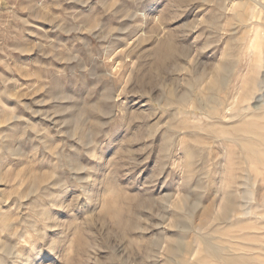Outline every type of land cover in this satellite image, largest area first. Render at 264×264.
I'll list each match as a JSON object with an SVG mask.
<instances>
[{"label": "rangeland", "instance_id": "rangeland-1", "mask_svg": "<svg viewBox=\"0 0 264 264\" xmlns=\"http://www.w3.org/2000/svg\"><path fill=\"white\" fill-rule=\"evenodd\" d=\"M254 1L0 0V264H264Z\"/></svg>", "mask_w": 264, "mask_h": 264}, {"label": "bare ground", "instance_id": "bare-ground-1", "mask_svg": "<svg viewBox=\"0 0 264 264\" xmlns=\"http://www.w3.org/2000/svg\"><path fill=\"white\" fill-rule=\"evenodd\" d=\"M255 2V1H254ZM262 3L256 1L255 2V6L253 7V9L250 10V17L248 18L249 20H251L252 18L256 19L258 17V14L260 13L261 9H263L264 7H262L261 5ZM243 8V7H242ZM250 8V7H249ZM231 10V9H230ZM245 12V11H244ZM262 15V14H261ZM246 16V15H245ZM242 16V17H245ZM248 16V14H247ZM237 18V17H236ZM258 20V18H257ZM247 21V20H246ZM253 21V19H252ZM261 23V22H260ZM255 25V24H254ZM257 25V24H256ZM260 25V24H259ZM249 26V25H248ZM261 27V25H260ZM262 27L264 28V23L262 24ZM261 27V28H262ZM251 28V27H250ZM253 35L254 39L252 42V50L255 51L257 49V40L260 38V30L258 25L253 27ZM252 39V38H251ZM250 46V45H249ZM261 48V46H260ZM261 54H262V64H253L252 68H251V72L253 73V77H250L247 79V81L245 82V92L243 94H241V97L247 98L248 95H250L254 90L259 91L261 90V88H263L262 86L264 85V45L263 48H261ZM251 51V50H250ZM228 60V59H227ZM261 62V61H260ZM224 64V63H223ZM222 64V65H223ZM251 66V65H250ZM195 69V68H194ZM196 70V69H195ZM197 72V71H196ZM250 72V71H249ZM248 73V72H247ZM210 74L214 75L213 70L211 69ZM260 75L259 78V82L256 80V75ZM197 75V74H196ZM194 77V76H193ZM225 77V76H224ZM249 77V76H248ZM218 78V76H217ZM199 79H197L196 77V81H198ZM243 80V79H242ZM241 80V81H242ZM245 81V80H244ZM212 82V80L210 81ZM244 83V82H242ZM202 84V83H201ZM231 84V83H230ZM243 85V84H241ZM259 87V88H258ZM243 88V87H242ZM241 88V89H242ZM240 89V90H241ZM237 90V89H236ZM256 93V92H254ZM239 94V93H238ZM232 95V94H231ZM236 95V94H235ZM232 96V101L231 103L228 105V107L225 109V113L226 115H230V117L235 118L234 122H238L237 125L234 126V130L236 131H242L245 132L249 135V137L245 136V139L242 140V143L240 144V149L243 150L247 155L252 156L255 160V162H257L260 166H262L264 168V150H261L260 147H264V95H260L257 98L256 103L252 106V107H243L241 109L236 110V114L233 115L231 112L234 111V107L236 106L237 102H238V96ZM254 95V94H253ZM175 98V97H174ZM181 98V97H180ZM240 98V97H239ZM180 100V99H179ZM184 100V99H183ZM231 100V99H230ZM187 102V101H186ZM183 103V102H182ZM171 131V130H170ZM170 135V134H169ZM194 138V137H193ZM259 149H257V147ZM245 161V160H244ZM250 163V162H249ZM250 167H252L250 165ZM253 168V167H252ZM246 169V167H245ZM249 169V168H248ZM247 170V169H246ZM244 171V170H243ZM249 171V170H248ZM225 182V181H224ZM163 202V201H162ZM226 203L228 204H235L233 201L227 199ZM234 207L232 206V209ZM237 206L235 205V211ZM224 209V208H223ZM226 209V206H225ZM232 209L227 210V212L225 211L224 213H231L232 214ZM241 208H239L240 211ZM234 211V212H235ZM237 212V211H236ZM229 213L225 214V218H223V222H227V220L230 218L229 217ZM223 216V215H222ZM232 216V215H231ZM228 223V222H227ZM215 233V232H214ZM158 238V237H157ZM169 239V238H168ZM173 240H171L172 242ZM164 242V241H163ZM205 242V241H204ZM167 243V242H166ZM157 244V243H156ZM155 244V245H156ZM212 244V243H211ZM158 245V244H157ZM181 246V245H180ZM152 247V246H151ZM161 247V246H160ZM185 247V246H184ZM200 247V246H199ZM154 248V247H153ZM165 248V247H164ZM152 249V248H151ZM150 249V250H151ZM178 249L177 246H175L174 244H170L169 241V245L167 248L168 252H176ZM198 249V248H197ZM186 250V249H185ZM194 251V249L191 250V252L189 253V260L183 262V264H203V261L206 260V258L209 259L210 262H213L215 264H258L257 261H255L254 259H252L251 257H248L247 255H233L231 252H225L223 250H219L218 248H214L211 245H206L203 248V252L204 255L203 258L200 259H195V253L196 252H192ZM4 252V251H3ZM6 252V251H5ZM150 252V251H149ZM184 251H182L181 253L183 254ZM200 252V251H198ZM8 254V253H7ZM67 254V253H66ZM167 254V253H166ZM179 254V253H178ZM236 254V253H235ZM171 256V255H170ZM186 257V255H185ZM206 257V258H205ZM186 259V258H185ZM170 261V259H169ZM184 261V260H182ZM207 262V261H206ZM209 262V263H210ZM166 264V262H165ZM169 264V263H168ZM178 264V263H177Z\"/></svg>", "mask_w": 264, "mask_h": 264}]
</instances>
